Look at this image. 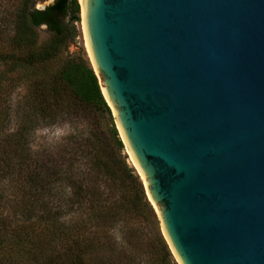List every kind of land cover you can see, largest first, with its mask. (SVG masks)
<instances>
[{
  "label": "water",
  "instance_id": "water-1",
  "mask_svg": "<svg viewBox=\"0 0 264 264\" xmlns=\"http://www.w3.org/2000/svg\"><path fill=\"white\" fill-rule=\"evenodd\" d=\"M84 2L85 53L176 261L264 264V0Z\"/></svg>",
  "mask_w": 264,
  "mask_h": 264
},
{
  "label": "trees",
  "instance_id": "trees-1",
  "mask_svg": "<svg viewBox=\"0 0 264 264\" xmlns=\"http://www.w3.org/2000/svg\"><path fill=\"white\" fill-rule=\"evenodd\" d=\"M45 1L10 0L0 20V96L26 87L11 133L0 113V264H177L90 59L70 51L79 0Z\"/></svg>",
  "mask_w": 264,
  "mask_h": 264
},
{
  "label": "rangeland",
  "instance_id": "rangeland-1",
  "mask_svg": "<svg viewBox=\"0 0 264 264\" xmlns=\"http://www.w3.org/2000/svg\"><path fill=\"white\" fill-rule=\"evenodd\" d=\"M10 0H0V20L3 19L4 17V10L9 7L10 5ZM54 0H47L43 3H39L37 5L38 8H45L49 4H52ZM82 16V15H81ZM82 18V17H81ZM78 29L80 32V36L77 38L76 42L71 45L70 51L71 52H84L86 50L87 44H86V37L84 33V27H83V22L81 21L78 24ZM42 36H45L46 34L42 31L41 32ZM88 54V58H89ZM90 59V58H89ZM16 88L14 90L6 92L5 96H0V113L4 112V110L10 105L11 111H12V121L10 125L8 124V130L6 131L7 133H11V131L15 130L19 123L21 122V115L24 114V100H25V95H26V87L23 85H19L18 83L15 84ZM69 126L67 124L64 125H57L52 128H48L42 131H39L36 134V140L38 143H43L45 139L47 140H53V139H60L63 135H65L68 131ZM127 152V149H126ZM129 156V161L132 163L131 157L129 153L127 152ZM177 264H179L177 262Z\"/></svg>",
  "mask_w": 264,
  "mask_h": 264
},
{
  "label": "bare ground",
  "instance_id": "bare-ground-1",
  "mask_svg": "<svg viewBox=\"0 0 264 264\" xmlns=\"http://www.w3.org/2000/svg\"><path fill=\"white\" fill-rule=\"evenodd\" d=\"M79 2L82 3V7H83V10H82V20L83 21L82 22H83V26H84V23H85L84 22V19H85V7H84V3L85 2H84V0H79ZM84 29H85V27H84Z\"/></svg>",
  "mask_w": 264,
  "mask_h": 264
}]
</instances>
